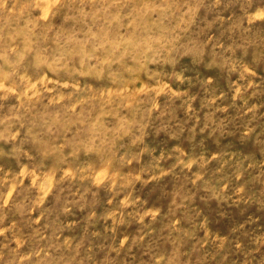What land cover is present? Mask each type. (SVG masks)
<instances>
[{
	"label": "rangeland",
	"instance_id": "1",
	"mask_svg": "<svg viewBox=\"0 0 264 264\" xmlns=\"http://www.w3.org/2000/svg\"><path fill=\"white\" fill-rule=\"evenodd\" d=\"M0 264H264V0H0Z\"/></svg>",
	"mask_w": 264,
	"mask_h": 264
}]
</instances>
